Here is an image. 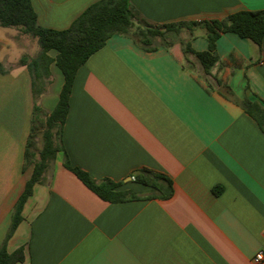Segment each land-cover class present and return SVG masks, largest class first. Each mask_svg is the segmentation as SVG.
<instances>
[{
	"label": "crops",
	"instance_id": "1",
	"mask_svg": "<svg viewBox=\"0 0 264 264\" xmlns=\"http://www.w3.org/2000/svg\"><path fill=\"white\" fill-rule=\"evenodd\" d=\"M98 0H31L37 23L63 30ZM143 23L161 25L222 18L264 9V0H129ZM0 26V244L13 206L31 177L24 153L45 126L64 82L53 60L34 101L24 55L39 49L14 26ZM165 31L164 28H161ZM3 31V32H2ZM172 33L182 37H170ZM152 50L113 34L76 71L63 124L62 150L26 198L22 219L7 240L15 264H256L264 250V132L230 97L264 103V35L261 44L234 32L215 42L218 61L206 73L192 53L208 49L205 29L166 31ZM12 47L19 57H10ZM47 54L54 59L55 49ZM202 69L208 79L198 73ZM42 144L36 147L35 158ZM96 181L137 198L107 201L64 161ZM146 168L172 181L168 198L135 180ZM156 184L165 187L164 179Z\"/></svg>",
	"mask_w": 264,
	"mask_h": 264
},
{
	"label": "trees",
	"instance_id": "2",
	"mask_svg": "<svg viewBox=\"0 0 264 264\" xmlns=\"http://www.w3.org/2000/svg\"><path fill=\"white\" fill-rule=\"evenodd\" d=\"M0 26H16L22 33L37 39L40 46L38 53L33 57L24 55L19 60L21 64L27 65L32 75L34 101L46 85V81L42 79L48 77V67L53 60L64 76L58 101L45 118L43 144L38 151V158H35L36 152L31 147L33 144V131L36 128L35 115L42 110L34 104L32 133H30L27 140L24 153V167L28 164H33V171L25 184L23 192L13 206L8 231L0 244V264H15L24 261V246H19L9 252L7 250V240L22 219V207L32 191L33 184L42 179L49 162L55 158L59 150H62L60 143L61 132L69 108L72 83L79 66L92 53L103 47L106 40L113 34L129 36L138 46L152 50L156 47V44H152L156 38L164 42L161 45L165 47L172 45L171 42L166 41V31L178 32L181 27L192 28L198 26L205 29L208 49L194 51L190 48V44L182 42V52L194 54L204 71L209 73L210 69L218 61L215 42L222 33L234 32L240 37L250 39L257 45L261 44L264 35V9L239 10L222 18L151 25L148 23L142 24L129 0H98L85 8L68 28L56 30L42 27L37 23L36 13L32 7L31 0H0ZM161 28H164L165 31H162ZM50 49L57 51L54 59L47 54ZM230 98L239 104L264 132V103L249 98L239 99L236 96ZM64 165L104 200L122 201L129 198H137L136 194L131 191L115 190L118 183L108 178L101 181L94 180L85 171L72 166L67 159L64 161ZM159 178L166 181L167 185L165 187H160L156 184V179ZM135 181L156 188L157 192H152L148 196L168 198L172 195V181L146 168L140 170L135 176Z\"/></svg>",
	"mask_w": 264,
	"mask_h": 264
},
{
	"label": "rangeland",
	"instance_id": "3",
	"mask_svg": "<svg viewBox=\"0 0 264 264\" xmlns=\"http://www.w3.org/2000/svg\"><path fill=\"white\" fill-rule=\"evenodd\" d=\"M138 22V21H137ZM142 24H143V21H142ZM14 26H10V27H7V28H5V29H3V30H6V32H8V33H13L14 32ZM1 30V29H0ZM3 32V31H2ZM28 35V34H27ZM28 36H30V38H32V40H35V44H31V49H33V48H36V49H40V46H39V44H38V42H37V39L35 38V37H32L31 35H28ZM171 38L172 37H177V39L178 38H180V37H182V35L179 33H177V34H175V33H172L171 34V36H170ZM19 57V54H18V49L17 48H15V47H12V50L10 51V57L12 58H14V57ZM198 73L202 76V77H204V78H206V79H208V77L206 76V74L204 73V71L202 70V69H198ZM208 80H210V79H208ZM43 130H44V126H43ZM43 142V131H42V129L41 130H39L38 132H36V134H35V136H34V138H33V144L34 143H36V144H41ZM31 149L32 150H36V147L33 145L32 147H31ZM37 152V151H36Z\"/></svg>",
	"mask_w": 264,
	"mask_h": 264
},
{
	"label": "built area",
	"instance_id": "4",
	"mask_svg": "<svg viewBox=\"0 0 264 264\" xmlns=\"http://www.w3.org/2000/svg\"><path fill=\"white\" fill-rule=\"evenodd\" d=\"M129 180H135V176L131 175ZM252 261L256 264H264V250H260L254 254Z\"/></svg>",
	"mask_w": 264,
	"mask_h": 264
}]
</instances>
